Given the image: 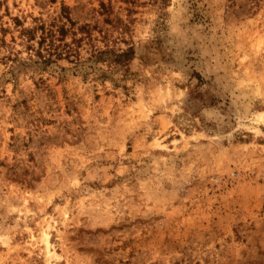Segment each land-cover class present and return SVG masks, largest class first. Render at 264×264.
Listing matches in <instances>:
<instances>
[{
  "label": "rangeland",
  "instance_id": "obj_1",
  "mask_svg": "<svg viewBox=\"0 0 264 264\" xmlns=\"http://www.w3.org/2000/svg\"><path fill=\"white\" fill-rule=\"evenodd\" d=\"M0 264H264V0H0Z\"/></svg>",
  "mask_w": 264,
  "mask_h": 264
},
{
  "label": "trees",
  "instance_id": "obj_2",
  "mask_svg": "<svg viewBox=\"0 0 264 264\" xmlns=\"http://www.w3.org/2000/svg\"><path fill=\"white\" fill-rule=\"evenodd\" d=\"M65 9L66 7H62L59 16L49 23L40 21L32 27L23 28L20 31L26 42V48L36 57L33 59L30 55L28 58L30 62L45 68L60 59H66L73 64L74 69L81 70L87 63L90 67H94L93 62L105 60H108V63L122 64L125 59L128 60L132 56L133 49L130 47L127 50L114 51L109 48L100 49L91 44L88 48V55L83 58L81 55L82 43L85 37L87 41L90 38L89 30L84 25L74 28L75 22ZM77 30H82V35H77ZM14 59L17 61L16 66L30 64V62L20 61L18 58Z\"/></svg>",
  "mask_w": 264,
  "mask_h": 264
}]
</instances>
